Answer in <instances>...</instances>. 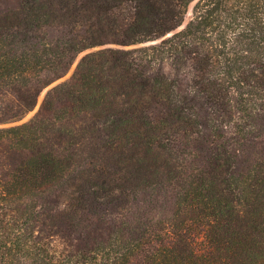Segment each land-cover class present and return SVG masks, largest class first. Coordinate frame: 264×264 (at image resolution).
<instances>
[{
  "label": "trees",
  "instance_id": "1",
  "mask_svg": "<svg viewBox=\"0 0 264 264\" xmlns=\"http://www.w3.org/2000/svg\"><path fill=\"white\" fill-rule=\"evenodd\" d=\"M0 264H264V0H0Z\"/></svg>",
  "mask_w": 264,
  "mask_h": 264
},
{
  "label": "rangeland",
  "instance_id": "2",
  "mask_svg": "<svg viewBox=\"0 0 264 264\" xmlns=\"http://www.w3.org/2000/svg\"><path fill=\"white\" fill-rule=\"evenodd\" d=\"M83 53H84V52H82V53H80V54L78 55V57L76 58V60H75L74 63L72 64V66H71V68L69 69V71L67 72V74L64 75L63 77H61L60 79L56 80L52 85H54V84H56V83H59V82L65 80V79H68V78L70 77V75H71L72 71L74 70V67H75V65H76V63H77L79 57H80ZM46 89H47V88H46ZM46 89H44V90L41 92V94L39 95L38 103H37V105L35 106V108H34L33 110L29 111V112L26 114V116L22 119V121H23V120H27V119H29L30 117H32V116L35 114V112L37 111V109H38L39 106H40L41 100H42V98H43V96H44V94H45Z\"/></svg>",
  "mask_w": 264,
  "mask_h": 264
}]
</instances>
